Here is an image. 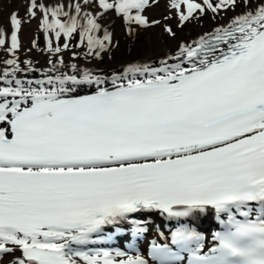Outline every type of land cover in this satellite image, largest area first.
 Returning <instances> with one entry per match:
<instances>
[{
    "label": "snow or ice",
    "instance_id": "6c2138e0",
    "mask_svg": "<svg viewBox=\"0 0 264 264\" xmlns=\"http://www.w3.org/2000/svg\"><path fill=\"white\" fill-rule=\"evenodd\" d=\"M160 4L77 0L66 11L26 0L23 17L8 13L10 33L0 28V50L11 57L0 71V264H264V0H166L171 15L150 20L145 13ZM237 8L228 23L154 62L110 76L75 64L61 71L62 35L79 29L95 59L110 50L112 33L100 23L108 13L130 38L160 26L175 40L164 21L182 30ZM38 17L47 44L32 47L49 54L51 67L25 80L19 34ZM209 212L223 230L207 250L206 237L186 225L170 244L153 241L147 257L85 250L128 228L133 241L143 237L138 214L180 221Z\"/></svg>",
    "mask_w": 264,
    "mask_h": 264
},
{
    "label": "bare ground",
    "instance_id": "6f19581e",
    "mask_svg": "<svg viewBox=\"0 0 264 264\" xmlns=\"http://www.w3.org/2000/svg\"><path fill=\"white\" fill-rule=\"evenodd\" d=\"M40 3H44L48 7H53L58 4H63L65 6V10L69 11V5L74 4L77 2V0H38ZM79 2H83V0H79ZM26 3V0H0V28H4L5 31L10 33V29L8 27L7 23V16L10 11L13 9L19 10L20 15L23 17L25 15L24 12V5ZM166 0H161L160 8L165 7ZM159 9H154L150 13H145L149 17L150 20L155 19L154 16L159 14L160 20H163V15L165 14L164 11H161ZM85 11L92 12L94 15H96L99 12L98 8H93L89 6L84 7ZM241 9H239L236 12H227L220 14L219 17L216 19H213V23L204 26L201 23H194L192 25H187L188 26V31L183 33L182 37L179 40L172 41V42H167L166 39L167 37L162 34V29L160 26H156L155 28L147 29V30H138L139 35L138 38L140 37L141 34L147 33V39L145 41V44L142 46L137 51L132 50V45L135 43V41L138 38H130L128 37V44L126 46V52L122 53V49L118 50L115 54H112V59L109 60L105 65H99L101 59H95L93 58L91 61L87 63H80L78 61L74 63H64L63 69L61 71L66 72L71 74V68L70 66L75 64L77 65V68L79 71H92L96 74L99 75H104V76H110L113 72H118L122 71L127 65L131 63H143V62H149V61H156L158 58L164 57L166 54H172L175 51H177V45L178 43L181 42H191L195 39H198L199 36L205 34L206 32H210L214 29V27L220 25V24H226L230 21V19L239 14ZM152 17V18H151ZM62 20H66V18L62 17ZM117 23L118 26L122 24V20L118 17L115 16L114 13H108L104 17L101 18L100 23L103 25V28H106L109 32L113 33L112 27L108 26L109 23ZM165 23L169 24L168 21H164ZM40 30L39 28V17L36 20H32L30 23H24L22 27V31L20 32V41H21V48L19 50V58L20 61H25V60H31L32 64L33 61H39L42 64V67L38 71H28V68L26 66H23L22 63H20V67L22 69H25V72L19 73L18 76L21 79H26V78H31V77H38L41 78L40 73L43 71H46L51 65L48 63L50 56L49 54H41L40 51H37L35 48L32 47V45L27 44V40H30V42L36 41L37 38V30ZM41 34H44L41 31ZM22 35V37H21ZM45 35V34H44ZM50 36L54 35V33H50ZM100 37H103V30L100 32ZM63 57V60L65 62V58H67V54H60ZM116 56V57H115ZM79 55H76V58H78ZM11 58L9 54L3 50H0V71H2L5 67H7L3 61L6 59ZM51 59L55 60V57H51ZM59 74V73H57ZM210 217L212 220V223L208 222H201L204 218H209L208 214L206 215H200L194 219H191L193 221V224L190 223L188 220H170L167 218L165 214H152L149 215L150 218H154V220L159 221L164 224H170L172 226V229L168 231L170 234L173 233L176 228L180 227L181 225H186L188 227L193 228L194 230L198 229H209L212 232H215L216 227L219 222L215 219V215L213 212H209ZM226 219V217H223ZM195 221V222H194ZM174 226V227H173ZM195 226V227H194ZM130 235H124L120 236L117 239H115L117 242L116 245H106V244H96V245H90L86 251H114V249L120 250H125L132 244H139V241H133L129 237ZM156 237V236H155ZM165 240H169L165 237H163ZM148 243V242H147ZM132 255V254H129Z\"/></svg>",
    "mask_w": 264,
    "mask_h": 264
},
{
    "label": "rangeland",
    "instance_id": "374dc122",
    "mask_svg": "<svg viewBox=\"0 0 264 264\" xmlns=\"http://www.w3.org/2000/svg\"><path fill=\"white\" fill-rule=\"evenodd\" d=\"M160 5L157 7H154L150 10H148L146 13H150L151 11H153L154 9H159ZM241 8H237L236 11H238ZM161 11H164L165 14L163 15V17L165 15H171V13L166 9V7H161V9H159ZM223 14V12L221 13ZM152 18V17H151ZM155 19L159 18V14L154 16ZM169 25L171 27H173V30L176 31L177 35L175 40L169 39L167 38L166 41L167 42H172V41H176L179 40L183 33L188 31V26H185V28L178 29L176 27V20L172 19L168 21ZM199 23L203 24L204 26H207L211 23H213V18H212V14L211 13H207L206 15H204ZM108 26L112 27V36H113V42H112V46L110 48L109 51L103 52L101 53L102 59L100 60V64L99 65H105L109 60L112 59V54H115L118 50L122 49V53L126 52V46L128 44V37L125 31V25L122 23L118 26L117 23H109ZM158 27V26H157ZM155 28V27H153ZM22 37V35H21ZM52 41H53V47L55 48L57 46V41L55 40V35H52ZM80 31L79 29L77 30V32L73 33L71 38H66L63 35L61 36L60 40H59V46L61 48H63V45L65 42L68 43L69 47L67 50L63 51L60 54H67V58H65V62L64 63H74L76 61L80 62V63H87L89 61H91L93 59V57L91 56H86L85 54L88 52V47L87 44L85 42L84 46H80ZM147 39V33H143L140 35V37L135 41V43L132 45V50L137 51L140 48H142V46L145 44V41ZM36 42L37 45L40 49H45L46 48V38L44 34H41V30H37V38H36ZM27 44L28 45H32L33 42H30V40H27ZM41 54H45L46 52H42L40 51ZM79 55L78 58H76V55ZM116 57V56H115ZM22 63L23 66H26L28 68V65L23 63L24 61H20ZM42 63L39 61H33L32 67H34L37 71L42 67L41 65Z\"/></svg>",
    "mask_w": 264,
    "mask_h": 264
}]
</instances>
